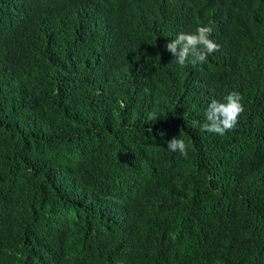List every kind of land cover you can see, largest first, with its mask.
<instances>
[{"label": "trees", "instance_id": "obj_1", "mask_svg": "<svg viewBox=\"0 0 264 264\" xmlns=\"http://www.w3.org/2000/svg\"><path fill=\"white\" fill-rule=\"evenodd\" d=\"M0 264H264V0H0Z\"/></svg>", "mask_w": 264, "mask_h": 264}, {"label": "clouds", "instance_id": "obj_2", "mask_svg": "<svg viewBox=\"0 0 264 264\" xmlns=\"http://www.w3.org/2000/svg\"><path fill=\"white\" fill-rule=\"evenodd\" d=\"M189 32H181L163 48L164 53L173 54L180 66L191 63L192 66L211 61L209 54L219 50L216 43L221 37V21L210 17L194 21ZM168 50L169 52H166ZM244 111L241 95L232 91L223 100L212 99L205 109L203 128L209 133L225 135L237 127L240 115ZM192 122V127L198 125ZM188 147L184 139L174 137L167 142L169 151L178 152L187 157Z\"/></svg>", "mask_w": 264, "mask_h": 264}]
</instances>
